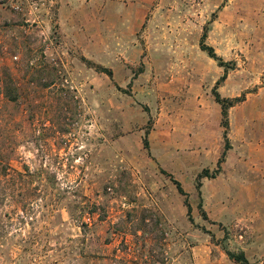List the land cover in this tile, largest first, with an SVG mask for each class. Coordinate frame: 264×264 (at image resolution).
Listing matches in <instances>:
<instances>
[{"label": "rangeland", "instance_id": "374dc122", "mask_svg": "<svg viewBox=\"0 0 264 264\" xmlns=\"http://www.w3.org/2000/svg\"><path fill=\"white\" fill-rule=\"evenodd\" d=\"M92 1L0 0V264H264V0Z\"/></svg>", "mask_w": 264, "mask_h": 264}, {"label": "trees", "instance_id": "16d2710c", "mask_svg": "<svg viewBox=\"0 0 264 264\" xmlns=\"http://www.w3.org/2000/svg\"><path fill=\"white\" fill-rule=\"evenodd\" d=\"M206 37V33H204L202 39V49L207 51V53L209 54V56L213 59H215L220 66L224 67L226 70L229 68L228 67V63H226L221 57H219L214 48L211 46H208L204 43V39ZM98 70L105 72L108 76L113 77V71L112 69H108V68H104L100 65H98ZM226 78V74H224L222 76V78L220 79L219 82H221V80H224ZM218 82V83H219ZM1 83V81H0ZM4 90L7 98H9L10 100H15L16 99V90L13 86V83L11 82L10 84L7 83L6 85H4V87L2 88L0 85V92L1 90ZM214 96H215V100L216 102L221 106V113H222V124L225 127L226 131H225V139H226V144H225V148L224 151L222 153L221 158L218 161V168L216 171H214L213 173H210L208 169H204L201 174L199 175L200 178L203 177H215L220 171H221V164L223 162L224 157L226 156V153L228 151V149L230 148V141L228 139L227 136V129L229 126V122H228V117H229V109L234 106L236 103H238L241 99L240 98H235V99H228V98H224L221 96V94L219 93V91L217 89H214L213 91ZM148 132L145 134L144 138H143V143L145 148L149 149L150 148V142H149V138H148ZM8 160V154L6 153L5 150H3V144H0V205L1 203L5 200L6 198V185L3 186V179L2 176H6L9 177V165L6 163V161ZM29 171H27L28 173ZM164 173H166V171L163 170ZM26 174V173H25ZM20 176H24V173H19ZM169 176H171L172 180L174 181V183L176 184L179 192L186 196V192L184 191V188L181 184V182H179L178 180H176L172 175L169 174ZM8 182V181H5ZM201 187V183H198V188ZM185 205L188 209V214L190 215L191 211H192V207L188 201V199H185ZM229 256L234 259L237 263L239 264H249V261L247 259V257L245 256L244 253L240 252V253H235L232 251H227Z\"/></svg>", "mask_w": 264, "mask_h": 264}, {"label": "crops", "instance_id": "0c3cea01", "mask_svg": "<svg viewBox=\"0 0 264 264\" xmlns=\"http://www.w3.org/2000/svg\"><path fill=\"white\" fill-rule=\"evenodd\" d=\"M56 2V7L61 10V12L63 11V16L61 18H59V21L61 24L66 25V23L68 22L69 24L67 25H71L74 26L76 23V18H74L75 15V11L74 9L76 7H79L80 5H90L91 3L94 4L92 0H47V2ZM82 3V4H81ZM66 17V19L64 20V18ZM66 25V27H67Z\"/></svg>", "mask_w": 264, "mask_h": 264}, {"label": "built area", "instance_id": "2783aa9c", "mask_svg": "<svg viewBox=\"0 0 264 264\" xmlns=\"http://www.w3.org/2000/svg\"><path fill=\"white\" fill-rule=\"evenodd\" d=\"M14 8L16 9V10H22V7H21V5H19V4H16V5H14Z\"/></svg>", "mask_w": 264, "mask_h": 264}]
</instances>
